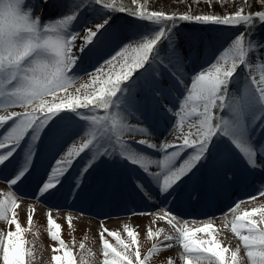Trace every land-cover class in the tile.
<instances>
[{"label":"snow or ice","instance_id":"obj_1","mask_svg":"<svg viewBox=\"0 0 264 264\" xmlns=\"http://www.w3.org/2000/svg\"><path fill=\"white\" fill-rule=\"evenodd\" d=\"M41 3L47 11L49 0H35L34 7L26 0H0V112H3L0 114V166L6 167V162L10 163L18 150L23 153L10 178L5 180L9 190L0 192V222L14 226V230H0V264H33L35 259V245L24 237L33 225L35 209L29 208V227L25 228L17 218L16 210L23 199L18 187L33 167L36 145L53 131L57 120L74 123L82 135L80 142L73 143L45 173L37 187V198L51 196L53 190L63 187L70 179L74 161L82 154L88 158L72 178L73 188L80 187L84 174L99 159L118 156L147 174L156 184L155 195H164L165 200L173 196L184 178L194 175V169L220 145L229 156L233 152L239 155L250 169L264 170V143L258 145L255 139L257 132L264 133V36L253 39L257 26H264V11L245 14L241 6L227 15L190 12L175 15L148 11L140 0H89L87 5L84 0L78 3L69 0L61 6L55 19L45 23L35 15ZM88 8H93L103 22L94 28H85L78 46L80 33L75 30V23ZM117 13L146 21L148 26L139 34L135 45L122 47L104 61L107 69L103 65L97 67L88 73L89 83L76 88L75 93L70 92L77 80L75 69L83 58L80 54L95 45L112 26ZM178 21L242 30L230 39L213 63L191 75L190 84H185L183 72L172 73L173 86L183 87L184 95L178 98L176 105L160 107L171 114L175 121L173 130L183 134L182 139L177 138L181 142L165 140L157 144L139 139L135 144L143 147L138 148L125 136L147 137L151 134L150 127L130 124L128 116L140 111L137 89L145 85L154 102L165 98V90L159 84L153 65L177 69L181 64L174 41ZM162 52L167 54L161 56ZM117 58L121 59L119 70L113 71ZM241 67L245 69L242 88L241 81L236 79ZM234 83L237 85L235 91L232 90ZM81 89L91 91L81 94ZM13 108L22 111H10ZM186 124L188 131L185 133ZM148 150L160 153V158H153ZM185 153L186 158L181 160ZM153 167L158 171H151ZM136 180L138 192L153 199L154 193L139 182V176ZM260 194L264 195V190ZM253 199L255 197H250L248 202ZM242 203L245 201H238L229 209L231 232L245 249L247 264H264V207L241 210ZM51 212L49 209L47 232L58 245L53 247V252L59 253L51 257L53 264H89L87 257L94 253L89 249L84 254L85 244L80 243L82 255L78 261L62 239V226ZM158 218L174 229L175 235L163 237L164 241L172 243L153 244L143 257L137 231L123 225L128 238L125 239L121 231L110 230L102 224L98 233L101 264H149L154 254L170 249L173 243L182 249V264H241L240 248L230 250L223 244L218 238L219 229L210 222L212 218L209 222L189 221L173 214L170 208ZM72 220L71 216L67 217L70 229ZM162 233L163 229L154 232L149 227L147 230L148 238L160 237ZM168 264H172L171 258Z\"/></svg>","mask_w":264,"mask_h":264},{"label":"bare ground","instance_id":"obj_2","mask_svg":"<svg viewBox=\"0 0 264 264\" xmlns=\"http://www.w3.org/2000/svg\"><path fill=\"white\" fill-rule=\"evenodd\" d=\"M157 1L158 0H150L152 4H156ZM75 2L78 3L79 0H75ZM88 2L89 0H84L85 5H87ZM26 3H28L30 6H35V0H26ZM67 3H69V0H49L47 11H45L44 5L41 3L40 7L35 9V14L36 11L40 10V17H48L49 15L55 13L58 15L61 10V6ZM161 5L163 4L155 5V7H153L150 11L166 10L167 12H172L174 10L170 7H162ZM243 8L244 12L253 10L250 8V6H243ZM254 8L264 11V7L260 5L255 6ZM235 12L236 11H233L230 14ZM117 14L119 15V13ZM86 16L87 19L83 20ZM124 16L125 15L122 14L121 17H119L121 22L112 28L110 35L111 37L104 39L103 35L100 36L94 46H89L88 50L80 54L83 58L78 62V67L87 66L89 63H87L86 60L88 59L95 57L100 58L104 55L108 56L116 49L120 50L124 46L129 44L135 45L138 42L139 34L144 30L138 28L137 24L147 22L136 20L127 15V17ZM83 21H85L84 23L86 26L81 28L80 24ZM102 22V18H97L93 8H88L87 10L83 11L79 16L78 21L75 23V26L78 29L77 31L80 33V35L77 37V45L79 46L80 42L83 40L85 28H94L96 24ZM182 27L187 30H182ZM238 32H240V27H212L210 25H201L196 23L188 24L187 21H178L174 36L175 47L176 49L182 48L186 51V53H188V57L186 59L179 58L181 64L178 65L180 66L179 71L183 72L184 74L185 84H190V77L194 72L198 73L202 68L206 69L211 63H213L220 51H222L224 47L228 46L230 39L239 34ZM261 36H264V26H261L260 29L255 32L253 39H258ZM74 51L76 50L74 49ZM192 52L196 53L193 54ZM197 53L199 54L197 55ZM120 62L121 59L117 58V61L114 62L116 64V69L113 71L119 70ZM185 66L188 71L184 72L183 67ZM199 66L201 67L198 68ZM140 72H143V70L141 69ZM244 75L245 69L241 67L238 69V74L236 77L237 80L241 81V84L239 85L241 88L243 87ZM158 78L159 76L157 75V79ZM165 81L172 86L171 90H165L166 100L168 103L174 106L178 103V98L184 95V89L183 87H174L173 85L175 82L173 79H165ZM141 84L144 83L141 81ZM236 87L237 85L234 83L232 86L233 91L236 90ZM147 90L148 88L146 85L139 90L137 89V92L139 93L144 91V96L139 100L140 111H133V113L128 116V121L133 122V125L138 122L143 124L141 127H150L151 134L147 137L136 135L135 139L129 137H125V139L129 140L135 147L138 148L143 147L135 144V141L139 139H149L151 142H155L157 144L165 140L173 143L181 142V140L177 138L180 137L182 139L183 134L173 130L175 121L171 114L166 113L163 110L151 111L150 109L149 111H145L146 109H149V107H147L149 104L145 101L150 96V93ZM0 114H3V112H0ZM79 133L81 134L79 128L77 126L71 125L69 126L68 130H63L60 134L53 136L52 139L50 138L49 134L46 135L44 137L45 139H43V142H40L36 145L35 152L37 149L41 150H39V153L35 155L31 170L34 171L35 176L38 177L40 182L45 178V173L50 170L52 165H54L55 156L57 154L56 151L59 149V147L62 148L63 146H66L67 151V149L73 144L72 140L75 137L74 135H79ZM255 139L258 145L260 143H264V133L257 132ZM148 151L153 155V158H160L161 156V154L155 152V150ZM19 152L20 151L18 150L14 157L11 158L10 163L7 162L10 167H14L17 164V161H19ZM83 156L84 154L74 161L73 167L70 169V179L65 181L63 187H58V190H53V193H58L56 195L59 198L62 195H67V192H70L73 196V198L70 199L72 200V203H75L79 194H81L82 196L86 197L85 199H87L89 202L90 200L93 201L92 208H89L86 205L77 207L74 204H64V202L56 205H54L52 202L45 203L42 198H37V196L33 195V193L24 194L18 191L19 195L23 197V199L19 201V208L16 210L18 217L24 219L26 221L25 223L28 224L27 216L29 208L34 207L35 212L33 215V223L42 225L43 222L47 221V214L49 209H51L52 216L56 222L62 226V228L68 226L67 217L71 216L73 218L72 228L77 235L83 234L85 237H99L98 233L101 229V225L103 224L104 227H107L110 230L121 231L122 238L128 239L126 233L123 232V225L127 224L129 227L138 232V242L148 238L147 230L149 227H151L154 232L163 229V233L160 237L152 238L155 240L154 244L163 246L164 244L172 243L164 241L163 237L165 235H175V232L171 225L167 224L165 220L159 219L158 217L164 214L165 209L170 208L173 214L183 217L189 221L196 219L198 222H209V218H212L210 222L219 229L218 238L223 242V244L225 245V243L231 240L235 241L233 244H231L232 249L230 250H235L237 247H239L240 257H246L245 249L231 232L230 221L232 216L229 213V209L238 201H245V203H242L240 206L241 210H250L254 207H264V195L260 194L261 191L264 190V187L259 185L256 190L248 194L243 192L244 187L255 183V181H259V179H264V170L259 168L250 169L248 166H246L245 162L240 158V156L235 154V152L229 156L224 152L223 145L214 148L212 150L211 156L198 165L197 169H194V175L189 174V177H185L183 181L190 184V186H194L197 183L200 185H208L210 182L209 180L214 178L222 179L227 174L228 170L232 169L234 171H240L242 169L246 170L247 174L243 176V179L234 180L232 188L225 187L219 189L220 194L223 193L224 196H220L211 200L204 197H197L195 201L181 198L178 200L179 192H177V196L175 197L173 194L174 196L170 200L173 203L179 204V206H181L180 210L172 206L165 207L159 202L155 203L154 200H159L161 202L165 196H156L155 193L157 191V187L156 184L151 181V178L148 177L147 174L138 170V168L135 166H132L123 160L121 161L124 163V167H122L121 170H117L113 163H109V165L107 164L106 166H108V168L105 170L100 163L103 158L99 159L95 163L94 167L90 169L88 173L84 174L80 187L73 188L72 178H75L81 171L83 167ZM186 156L187 153L181 157V160L186 158ZM117 159L120 158L118 156L114 157L115 161ZM210 161L213 162L211 163ZM179 162L180 161H177V164H179ZM97 167L100 170L95 169ZM151 171H158V169L153 167ZM138 176L140 177L139 182L144 183L147 188L154 193L153 199H147L138 192L136 188V177ZM206 177H208V181H201ZM182 182L180 183V186L183 185ZM33 183L35 182L33 181ZM180 186L178 187L179 189H181ZM8 190L9 187L5 182V176H1L0 192H5ZM230 190L231 192L229 194L228 191ZM231 195L237 196L232 198L230 197ZM250 197H255V199L251 200V202H248ZM82 198L83 197H80L79 199ZM136 198L140 201H137ZM229 200H232V202H228ZM146 201L151 202V205L149 204V208H145ZM223 202L230 203V205L226 207L225 204L223 207H221V209H217L220 206L217 208L212 207L218 203L223 204ZM186 204L192 208V212ZM94 205L98 206L100 209L109 210L110 212L98 211ZM128 207H131V209H128ZM133 213H137V215H133ZM139 213L146 214L139 215ZM226 213L228 214L227 216L224 215ZM255 218L258 219V217ZM141 253L142 256H144L148 253V251L143 250ZM161 254L164 255V264H168L169 258H171L172 264H182V249L177 244L173 243V247L159 252V255ZM33 264H53V262L51 260H46L43 255L35 253Z\"/></svg>","mask_w":264,"mask_h":264},{"label":"rangeland","instance_id":"obj_3","mask_svg":"<svg viewBox=\"0 0 264 264\" xmlns=\"http://www.w3.org/2000/svg\"><path fill=\"white\" fill-rule=\"evenodd\" d=\"M141 3H144L147 10L150 11L153 7H155V5H161L162 7H170L172 9H174L172 12H167L166 10H163L162 12H165L167 14H175V15H181V14H187V13H191V14H217V15H227L230 14L233 11H237L239 10V8L242 6L249 7V3H250V8H252L253 10H250V13H256V12H260L261 10H257L254 7L255 6H263L264 7V1H254V0H199V3H196V0H158L156 4H152L150 2V0H140ZM40 11V10H39ZM39 11H36V16H40L41 13ZM61 12V10H60ZM60 12L58 13V15L60 14ZM248 12V13H249ZM245 14H247V11H245ZM52 15V16H51ZM48 17H41L42 18V22H47L51 19H55L58 15L55 14H51ZM119 16V15H117ZM87 16L84 17L83 20H86ZM85 21H83L80 26L81 28L85 27ZM192 23V22H188ZM198 24V23H196ZM138 28H141L142 30H145V28L148 26V22L147 23H138ZM260 25L257 26L256 31H258L260 29ZM75 30H78L75 26ZM182 30H187L184 29L182 27ZM242 30V28H240V31ZM255 31V32H256ZM79 32V31H78ZM239 33V32H238ZM119 51V49H116L114 52H112V54L110 55H104L102 57H95V59L92 60H88L90 63L87 66H82V67H77L75 69V75L77 76V80L76 83L74 85V87L70 88L69 91L75 93L76 88H80V86L82 84H87L90 82V77L88 75V73H92L94 72V70L97 67H100L101 65H103L105 67V69L108 68V65L104 64V61L106 59H109L110 56L115 55V53ZM177 56L179 58L183 57L184 59H186L188 57V53H186L185 50H183L182 48H177ZM193 53V52H192ZM196 53V52H195ZM193 53V54H195ZM167 53L165 52L163 55L161 56H165ZM199 53H197L198 55ZM175 61V60H174ZM202 66V65H201ZM201 66H199L198 68H200ZM153 67L156 69L157 73L159 71H161V74L158 78L159 80V84L163 89H168L171 90L172 86L171 84H165V79L168 78L166 76V74L164 73L165 68L163 67H158L156 64L153 65ZM171 66L168 69L171 70ZM197 70V68H196ZM140 73H137V75H139ZM142 83H144V81H142ZM91 91V89H81V94H83L85 91ZM233 90V89H232ZM139 93V92H138ZM137 93V96H141L143 95V92H140L139 94ZM50 99V98H49ZM146 103L151 104L152 107L154 108V110H157V106L159 107V105L163 102L160 101L159 103L154 102L153 99L151 98V94L148 97L147 100H145ZM169 107H171V105H168ZM10 111H22V109L20 108H13L10 109ZM145 111H149V109H146ZM99 114H103V113H99ZM137 121V120H136ZM135 122V121H134ZM128 123L132 124L133 122H129ZM73 125L76 126L74 123L72 122H68V121H56V124L54 126L57 127H62L61 129L65 128L67 125ZM139 125V126H143V124L141 123H135V125ZM53 126V128H55ZM187 125H185V129L184 132L187 131ZM182 134V133H181ZM82 133H79V136L74 137V143H79L80 142V137H81ZM55 136V135H53ZM52 136V137H53ZM128 137V136H125ZM130 138V137H129ZM135 139L136 137H132V139ZM22 154H20V156L22 157ZM60 158V156H59ZM57 158V159H59ZM88 157L87 156H83V166L85 165L86 159ZM114 157L112 158H108V157H104L102 159V161L100 162L102 164V167H104L105 170H107L108 166H106L107 164L109 165V163H111L113 161ZM120 163H121V159H117L116 160V166L119 167L120 169ZM95 169H98L95 168ZM100 170V169H99ZM19 222L21 223L22 226H24L25 228H28V224L25 223L26 221L24 219H21L19 217H17ZM0 230H14V226H8L3 222H0ZM62 239L66 242L67 248L69 250H71L74 253L75 258L79 261L81 255H82V250L79 248L80 243H84L85 244V249L83 250L84 254H87V251L90 249L92 253H94V255L92 256H88L87 258L89 259V264H101L102 261V255H101V243H100V238L99 237H85L83 234H76V232L74 231L73 228H69V226H65L62 228ZM24 237L26 239V241L32 242L35 245V253L41 254L43 255V257H45L46 260H51V257L54 254H59V253H54L53 252V247L54 246H58L56 245V242L52 241L49 236H48V232H47V221L43 222L42 225H38L33 223V225L31 226V228L25 232ZM68 238V240H67ZM110 241L114 243V241L109 237ZM154 239L152 238H146L145 240H142L139 242V246H140V251L146 250L149 251V249L152 247V245L154 244ZM235 241L231 240L228 241L227 243H225V246L229 247V249H232V245ZM142 255V253H141ZM143 257V256H142ZM164 255H159L158 254H154V256L152 257V259L149 261V264H164ZM240 258V262L241 264H247V259L246 257H239Z\"/></svg>","mask_w":264,"mask_h":264}]
</instances>
